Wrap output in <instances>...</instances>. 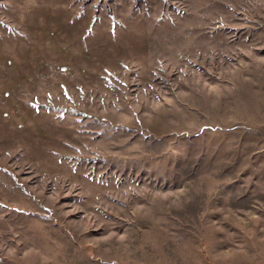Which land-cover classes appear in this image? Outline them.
<instances>
[{
    "label": "rangeland",
    "instance_id": "1",
    "mask_svg": "<svg viewBox=\"0 0 264 264\" xmlns=\"http://www.w3.org/2000/svg\"><path fill=\"white\" fill-rule=\"evenodd\" d=\"M0 264H264V0H0Z\"/></svg>",
    "mask_w": 264,
    "mask_h": 264
}]
</instances>
